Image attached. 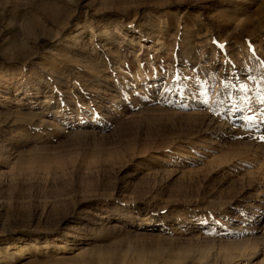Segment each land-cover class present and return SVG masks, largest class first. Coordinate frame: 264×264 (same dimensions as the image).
Returning <instances> with one entry per match:
<instances>
[{
    "label": "rangeland",
    "instance_id": "obj_1",
    "mask_svg": "<svg viewBox=\"0 0 264 264\" xmlns=\"http://www.w3.org/2000/svg\"><path fill=\"white\" fill-rule=\"evenodd\" d=\"M0 264H264V0H0Z\"/></svg>",
    "mask_w": 264,
    "mask_h": 264
},
{
    "label": "bare ground",
    "instance_id": "obj_2",
    "mask_svg": "<svg viewBox=\"0 0 264 264\" xmlns=\"http://www.w3.org/2000/svg\"><path fill=\"white\" fill-rule=\"evenodd\" d=\"M39 20L38 19H35V20H33V25H39ZM24 29H25V31L24 32H27V26L26 27H24ZM56 246H58V244H55Z\"/></svg>",
    "mask_w": 264,
    "mask_h": 264
}]
</instances>
